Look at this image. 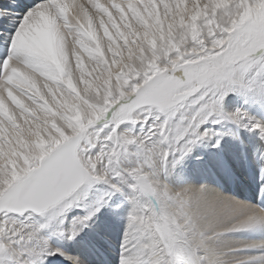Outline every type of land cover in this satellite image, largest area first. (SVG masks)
<instances>
[{
    "label": "snow or ice",
    "instance_id": "1",
    "mask_svg": "<svg viewBox=\"0 0 264 264\" xmlns=\"http://www.w3.org/2000/svg\"><path fill=\"white\" fill-rule=\"evenodd\" d=\"M232 93L264 102V0H0V264H83L53 241L124 187L119 264H264V183L160 179L210 121L264 136Z\"/></svg>",
    "mask_w": 264,
    "mask_h": 264
},
{
    "label": "bare ground",
    "instance_id": "2",
    "mask_svg": "<svg viewBox=\"0 0 264 264\" xmlns=\"http://www.w3.org/2000/svg\"><path fill=\"white\" fill-rule=\"evenodd\" d=\"M224 111L242 110L252 118L264 121V102H258L239 93L230 94L224 101ZM204 129L223 132L220 146L215 136L197 143L192 151L178 162L169 160L160 179L174 190L191 186L209 185L241 201L257 203L264 169V136L231 121L215 124L211 121ZM103 189L105 185H98ZM131 190L124 187L115 193L75 241L54 240L69 253L79 256L83 264H119L120 243L131 210ZM81 210L71 216L82 215ZM55 264H69L62 257Z\"/></svg>",
    "mask_w": 264,
    "mask_h": 264
},
{
    "label": "rangeland",
    "instance_id": "3",
    "mask_svg": "<svg viewBox=\"0 0 264 264\" xmlns=\"http://www.w3.org/2000/svg\"><path fill=\"white\" fill-rule=\"evenodd\" d=\"M116 252H117V255H118L119 254V251L117 250Z\"/></svg>",
    "mask_w": 264,
    "mask_h": 264
}]
</instances>
